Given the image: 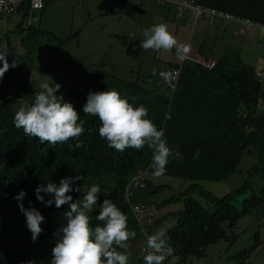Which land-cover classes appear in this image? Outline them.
<instances>
[{
  "label": "trees",
  "instance_id": "16d2710c",
  "mask_svg": "<svg viewBox=\"0 0 264 264\" xmlns=\"http://www.w3.org/2000/svg\"><path fill=\"white\" fill-rule=\"evenodd\" d=\"M47 4L44 1V5ZM199 4L264 25V0H199ZM18 12L21 20L16 25L17 32L23 31L22 23L31 14L27 4ZM7 36L1 41L9 47ZM40 36L56 40L39 29L28 28L22 39L25 53L8 54L10 62L17 61L19 64L10 67L2 80L5 87L14 88L15 96L12 100H0V264H28L30 261L50 264L52 248L56 243L54 233L64 223L63 212L67 206L60 209L44 207L35 200L34 191L41 183L50 180L58 184L66 176L83 177L78 182L81 192L87 191L92 184H98L101 188L98 204L104 199H111L126 214L129 229L137 234L128 241L129 261L136 255L142 241L124 198L126 189L131 194L129 202L133 204L150 207L154 204L157 209L177 202L183 204V208L173 214L175 226L167 231L172 248L170 256L178 258L181 264L193 257L202 258L209 246L222 241L232 242L236 238L235 226L250 212L260 211L264 215V95L255 77V67L245 63L239 52L228 50L214 57L210 46L203 42L197 51L204 60L215 61L210 70L185 59L180 65L169 63L146 75H139L135 81L98 70L90 75L83 91L60 88L57 95H62L66 102L74 105L86 131L79 138L80 147L75 146L77 141L74 139L65 144L50 145L26 136L13 123L16 100L20 99L23 106L39 92L31 91L28 84L35 69L33 52ZM30 39L35 41L27 45ZM142 51L141 42L137 41L130 44L126 53L138 57ZM179 66L180 74L171 90L160 73H168L170 77ZM26 88L28 96L23 97L19 92ZM107 90H117L130 103L147 107L148 118L165 131L169 147L173 152L182 153V159H170L165 174L161 176L220 183L237 170L244 151L248 150L258 158V164L250 172L260 176L262 188L257 194L252 192L244 199L240 210L233 203L237 195L251 191L247 181L233 193L220 198L192 184L177 196L154 203V197L169 187L155 186L141 177L143 173L153 174L151 150L147 146L140 151L129 148L124 152L109 148L98 134V118L83 112L90 91ZM196 152H199L198 159L193 158ZM138 175L139 179H134ZM20 190L27 192L25 207H28V201H32L45 217L41 225L43 232L36 242L31 241L25 217L13 199ZM194 194L205 200L206 208L193 198ZM78 196L74 193V200ZM160 221L155 216L149 234ZM90 223L95 227L98 222L90 218ZM253 249L236 257L240 264H245L244 258Z\"/></svg>",
  "mask_w": 264,
  "mask_h": 264
},
{
  "label": "clouds",
  "instance_id": "9594fccd",
  "mask_svg": "<svg viewBox=\"0 0 264 264\" xmlns=\"http://www.w3.org/2000/svg\"><path fill=\"white\" fill-rule=\"evenodd\" d=\"M141 47L145 50L176 49L177 57L183 61L189 46L180 44L164 23L156 24L143 32ZM6 42H0V82L5 73L17 61H9ZM168 82L169 74L160 73ZM50 79V78H49ZM45 80L40 84V91L34 99L25 103L15 113L13 123L26 136L37 139L41 144H65L70 139L77 141L86 131L84 123L72 103L66 102L62 95H57L61 85ZM86 115L98 118L99 136L107 142L109 148L118 152L126 149L140 151L147 146L152 153L151 167L153 175H164L170 159H182V153L173 152L169 147L165 131L148 118L149 110L143 104L135 105L124 98L117 90L90 91L83 106ZM199 158V152L194 154ZM83 177L66 176L55 183L49 180L41 183L34 191L35 200L44 207L60 209L64 223L54 233L56 243L52 248L50 264H129L128 241L136 237V232L128 227V218L111 199H104L98 204L101 188L92 184L81 196L80 181ZM79 194L74 200L73 194ZM27 192L20 190L13 196L19 212L25 217L26 228L31 233V241L36 242L43 232L41 227L45 217L28 201L24 200ZM47 197V198H46ZM99 212L95 216V227L90 223L89 215L95 206ZM146 255L144 264H164L171 255L170 238L167 229L160 227L153 234H146ZM34 264V262H28Z\"/></svg>",
  "mask_w": 264,
  "mask_h": 264
},
{
  "label": "rangeland",
  "instance_id": "374dc122",
  "mask_svg": "<svg viewBox=\"0 0 264 264\" xmlns=\"http://www.w3.org/2000/svg\"><path fill=\"white\" fill-rule=\"evenodd\" d=\"M46 1H48V4L44 14H42L41 27L33 22L28 28L39 29L41 32L45 30V33L52 35L56 40H52L48 36H40L35 44L33 52V66L35 69L28 84L31 91H40V84L45 80L51 83L50 79L55 83H59L62 89L83 91L87 87V80H90V75L98 70L104 72L110 70L113 73L112 69H114L113 75L116 77L135 81L139 75H146L160 66V63L154 60L157 50L143 49L138 57L125 54L123 50L124 46L128 49L131 43L142 42L144 39L143 32L146 29L163 23L159 14L157 15L158 10L153 9L150 14H140L141 8L136 0H129L133 4L127 5L118 1L116 5H108L109 10L112 12L104 17L102 16L101 19H96L101 0H97V2L93 0L95 3L92 2V4L85 2V0H78L79 3L75 8L72 6V0ZM89 18H93V23H89ZM19 19L21 20L20 16L15 18L10 16L0 17V41L8 35L10 46L7 47V51L9 54L23 55L25 53L24 47H22V39L26 36L28 28L23 21V31H15L14 20ZM198 26L199 22L194 28L191 25L187 33L186 45L191 48L203 43L202 38L198 36ZM218 31V35H220L221 31ZM34 41L35 39L33 41L30 39L27 45H31ZM79 42L81 47L78 48ZM204 42L208 43L207 39ZM222 44L225 47H231L225 51L241 52L238 40L220 39L219 36H216L215 42H212L211 45L213 46L211 52L214 51V57L224 54L223 52L220 54L224 50ZM83 60H86V63L80 69L79 64ZM174 60H178L177 55L174 56ZM28 88L25 91L21 90V96H28ZM19 100L15 102L16 110L21 107V100ZM257 164V156L245 150L237 170L220 183L193 182L168 176L157 177L151 173H145V175L143 173L141 177L155 186L164 185L169 187L154 197V203L156 204L172 196H177L192 184H197L204 191L220 198L233 193L247 181L251 186V191L243 195H237L233 203V206L240 210L242 201L248 198L252 192L257 194L263 186L260 176L250 172V169ZM85 193V190L82 191L81 196ZM192 196L204 208L207 207L204 199L196 194ZM182 208L183 204L181 202L169 204L159 209L153 204L152 209L156 218L161 219L159 224L155 226L153 233L160 227H165L167 231L173 228L176 224V218L173 214ZM99 210L100 208L95 206L87 213L89 218H95ZM234 234L236 238L232 242L222 241L217 245L209 246L202 258L193 257L187 259L184 264H240L239 259H236V257L251 248L254 249L249 252L243 262L245 264H264V215L260 211H252L242 217L234 228ZM129 264L144 263L132 257ZM165 264L181 263L178 258L170 256Z\"/></svg>",
  "mask_w": 264,
  "mask_h": 264
},
{
  "label": "crops",
  "instance_id": "0c3cea01",
  "mask_svg": "<svg viewBox=\"0 0 264 264\" xmlns=\"http://www.w3.org/2000/svg\"><path fill=\"white\" fill-rule=\"evenodd\" d=\"M94 1L97 2V0H94ZM118 1L122 2L123 4L125 3L126 5L127 4H133L132 2H129V0H101L100 2L98 1L100 6H99L98 12L96 14L97 15L96 19H101L105 15H108L110 12H112L109 10V8H110L109 6L116 5ZM45 2H46V0H45ZM85 2L92 4L93 0H85ZM95 2H93V3H95ZM136 2L139 3V5H140V8H141L140 14H150V12L153 9L158 10L159 13H157V15L159 14V17L162 19V22L168 26V30L175 36V38L177 39V41L179 43L186 45L187 33L189 32V28L191 26V23L188 19V16L184 17L182 20L177 21L174 19L173 10L170 7H166L164 9H159L155 6L153 1L139 2L138 0H136ZM78 3H79L78 0H72V6L74 8L76 7V5ZM106 9H108V10H106ZM45 10H46V6L39 13V15H37L38 12H33L30 14L32 17L37 19L35 21V23L39 24L40 27H41V18L43 17L42 14H44ZM18 16H21V15L18 14L17 17ZM0 17H2V16H0ZM19 21H20V19L17 21L14 20V23H15L14 26L15 27L19 23ZM16 22H17V24H16ZM198 22H199L198 36L200 38H202L203 42H204V40L207 39V42H208L207 45L210 46V50H211V48L213 49L214 44H213V46H211V45H212V42L213 43L215 42L216 36H219L220 39L225 38L226 40L227 39L228 40L236 39L239 41L240 46H241L240 55H241L242 60L245 63L255 67L256 70L261 68V66L263 64V57H264V37L263 36L259 35L258 33H254V32L247 33L242 24H240L236 21H233V20L217 22L211 18H204V19L199 20ZM89 23H93V18H89ZM175 23H176V25H174ZM197 23H196V25H197ZM220 23H222V24H220ZM218 30L221 31L220 35H218L219 34ZM43 32H46V31L44 30ZM188 41H189V35H188ZM80 44L81 43L79 42L78 48L81 47ZM187 46H189V45H187ZM199 46H196V47L194 46V48L189 47V51L185 54V59L195 61V62L204 60L202 57H200L198 55L197 50H198ZM222 47L224 48V50H222L220 52V54L222 52L225 53L226 52L225 50L227 48H231V47H225V46H223V44H222ZM123 50L126 54L127 48H125V46H124ZM176 55L177 54H176L175 48L172 50L161 49V50L156 51L154 60H156L158 63H160V66L165 65V64H169V63L180 65L182 63V61L179 58H178V60H174V56H176ZM209 60H212V59H209ZM85 63H86V60H83V62H81L79 64L80 69H82L84 67ZM112 71L114 73L115 70L112 69ZM105 72L112 73L110 70L109 71L106 70ZM32 75H33V72L31 74V76ZM31 76H30V80H31ZM21 95H22V93H21ZM141 176H143V175H141ZM154 229H155V227H153L151 229L150 234H153ZM134 257L133 258L136 260V255Z\"/></svg>",
  "mask_w": 264,
  "mask_h": 264
},
{
  "label": "built area",
  "instance_id": "2783aa9c",
  "mask_svg": "<svg viewBox=\"0 0 264 264\" xmlns=\"http://www.w3.org/2000/svg\"><path fill=\"white\" fill-rule=\"evenodd\" d=\"M45 0H0V16H10L17 17L19 14V8L27 4L29 6L30 13L41 12L44 8ZM139 2L153 1L155 6L159 9H164L166 7H171L173 10L174 19L179 21L184 17L188 16V19L194 27L196 23L204 18H211L217 22L221 21H236L244 26V29L247 33H258L264 37V25L252 23L248 20H242L235 18L230 14H227L222 11H218L212 8L204 7L199 4V0H138ZM37 19L29 15L25 19V25L31 26L33 22ZM204 69H212L215 66V61L212 60H202L198 61ZM180 74V66L177 69H174L169 77L168 85L171 90L174 89V86L177 82V79ZM255 77L260 84L261 94L264 95V57L263 64L260 69L256 70ZM15 91L13 87H5L2 82H0V100H12L14 99ZM138 175L134 179H139ZM131 194L126 189L124 198L128 203L131 213L135 219V222L139 229V235L141 238V245L137 250L136 258L143 262V257L146 255V234H149V228L153 225L155 221V213L152 207L144 204H133L129 202V197ZM144 263V262H143Z\"/></svg>",
  "mask_w": 264,
  "mask_h": 264
}]
</instances>
